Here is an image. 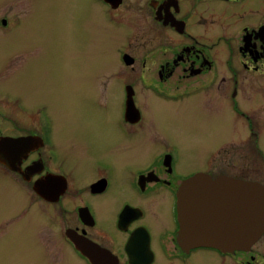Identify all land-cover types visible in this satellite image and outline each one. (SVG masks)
I'll use <instances>...</instances> for the list:
<instances>
[{
	"label": "flooded vegetation",
	"instance_id": "obj_1",
	"mask_svg": "<svg viewBox=\"0 0 264 264\" xmlns=\"http://www.w3.org/2000/svg\"><path fill=\"white\" fill-rule=\"evenodd\" d=\"M5 1L0 41L17 43L0 59V179L15 206L0 217L4 246L15 233L45 254L33 264H264V232L248 248L184 247L178 197L202 174L197 213L210 220L226 217L229 187L264 184V0H99L126 40L116 68L81 76L100 117L42 99L55 45L36 37L41 0ZM14 77L18 94L3 87ZM195 104L208 123L182 127L218 115L224 132L189 147L160 114Z\"/></svg>",
	"mask_w": 264,
	"mask_h": 264
},
{
	"label": "rangeland",
	"instance_id": "obj_2",
	"mask_svg": "<svg viewBox=\"0 0 264 264\" xmlns=\"http://www.w3.org/2000/svg\"><path fill=\"white\" fill-rule=\"evenodd\" d=\"M4 1L0 0V5L6 3ZM41 5V25L36 30V37L42 42L49 39L55 45L53 50L54 69L50 73L47 62V78L41 79L40 94L42 99L52 103L56 98L58 110L63 111V116L87 117L83 111H90L100 117L102 107L87 98L90 91L85 88V82L81 76L97 70L103 65H111L116 68L114 63L116 50L126 42L121 29L124 22L114 23L109 9L99 0H41ZM13 9L17 11L15 3ZM55 26H57V42L55 41ZM13 42L16 44V39L14 41L12 38L9 39L6 45L0 41V59L5 53V49L12 47ZM50 75L56 81L55 85L49 79ZM14 79L15 81L10 80L3 87L9 90V93L18 94L20 83L18 77H14ZM104 79L108 80L109 78L104 77ZM66 107H68L69 113L65 114ZM160 115L164 117L177 116L176 125L170 127L171 133L183 139L189 147L195 145L199 134L212 130L218 137L220 132H224L220 125L222 121L218 115L213 118L214 124L199 128L182 127V124L186 123L191 115L203 123H208V116L203 114L196 104L189 107L187 111H164ZM185 115L187 116L181 117ZM164 119L161 117L160 120ZM97 141H101L103 148H108L113 144V140H109L107 137L97 139ZM3 184L0 179V217L15 208L13 192L8 188L5 190ZM6 195H8L7 203L4 201ZM22 231L30 232L29 229L24 228ZM4 241H0V248H2L0 249V259L6 264H30L31 259L46 258L45 254L40 252L38 254L32 252L27 255V252L19 244L15 233L9 234L5 246ZM39 262L41 263L40 260Z\"/></svg>",
	"mask_w": 264,
	"mask_h": 264
},
{
	"label": "water",
	"instance_id": "obj_3",
	"mask_svg": "<svg viewBox=\"0 0 264 264\" xmlns=\"http://www.w3.org/2000/svg\"><path fill=\"white\" fill-rule=\"evenodd\" d=\"M1 159L4 156L0 153ZM205 179L202 174H196L180 187L182 245H207L226 251L250 247L264 232V184L244 182L237 188L236 194H233L234 188L229 187L226 217L214 216L209 220L197 213V191L200 182ZM243 189L248 191L244 196ZM94 259L98 261L99 256Z\"/></svg>",
	"mask_w": 264,
	"mask_h": 264
}]
</instances>
